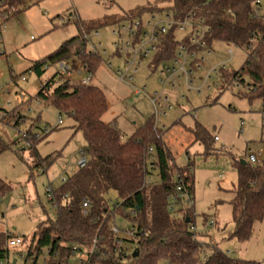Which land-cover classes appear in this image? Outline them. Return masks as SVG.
I'll return each instance as SVG.
<instances>
[{
    "label": "rangeland",
    "instance_id": "1",
    "mask_svg": "<svg viewBox=\"0 0 264 264\" xmlns=\"http://www.w3.org/2000/svg\"><path fill=\"white\" fill-rule=\"evenodd\" d=\"M149 5L170 7L167 0H6L3 5L0 0V135L9 144L0 154V177L11 186L10 193L0 200V231L26 241L9 249L8 258L1 264H7L8 260L9 264L15 261L25 264L24 255L39 224L54 220L57 215L58 208L50 201L47 188L57 189L64 177L79 170L76 153L86 146L74 117L59 110L52 101L37 96L42 82L55 74L57 66L48 62L49 68L40 76L31 69L32 65L47 59L65 40L79 34L77 20L66 23L62 19L73 8L78 10L83 22H105L98 29L110 55L103 54L102 58L119 64V59L111 56L115 39L112 27L116 20ZM4 14H8V19H4ZM213 48L206 67L229 59L227 68L241 69L246 59L244 50L221 41L214 42ZM229 49L234 52L232 57ZM148 63L145 60L134 84L138 88L146 85L148 93L153 94L162 85L158 72H152ZM202 73L193 84L200 91L182 87L171 92L173 107L157 124L163 129V141L175 163L185 165L189 158L194 162V204L188 208L199 240H213L233 257L264 264V219L255 224L249 240L229 237L234 229L230 200L238 179L237 164L243 159L249 161L251 153L264 158V104L262 100L250 101L243 96L242 85L233 89L222 87L219 77L209 82V88L204 87L199 79ZM244 77L246 82L250 80L249 75ZM93 84L101 87L108 99L103 120L115 123L123 139L131 137L147 120H155L150 98L135 94L104 62L95 72ZM59 116L61 125H58ZM197 124L219 140L211 139L209 148L196 141L189 128ZM45 126L49 127L48 133L41 140L36 138L34 133ZM25 133H30L36 151L27 147ZM38 159L43 163L34 167ZM108 200L113 207L118 201L117 194L110 191ZM211 221H214L212 225ZM114 222L122 230L119 237L124 239V247L129 248L131 244L124 231L131 228V222L119 213ZM78 256L71 258L69 264H77ZM42 261L41 256L39 262Z\"/></svg>",
    "mask_w": 264,
    "mask_h": 264
},
{
    "label": "trees",
    "instance_id": "2",
    "mask_svg": "<svg viewBox=\"0 0 264 264\" xmlns=\"http://www.w3.org/2000/svg\"><path fill=\"white\" fill-rule=\"evenodd\" d=\"M5 1L2 0V5ZM167 1L170 7L149 5L116 21L147 11H172L178 19L196 11L210 27V45L221 41L246 52L241 69L222 72V87L233 89L229 86L239 78L245 89L243 96L250 101L262 100L264 104V11L256 13L257 8L263 9L264 3L257 4L256 0ZM77 23L79 34L65 40L47 59L36 61L32 70L41 76L48 62L77 57L88 63L93 72L97 71L102 59L86 52L82 29L100 28L105 22L78 19ZM164 45L153 59V68L174 55L177 43L171 37ZM245 75L250 77L248 82ZM37 96L52 101L59 110L74 117L77 129L83 132L89 161L86 167L79 168L54 189V199L50 201L57 206V215L54 220L39 224L24 255L25 264H30L32 257L31 264H69L73 247L86 251L91 264H260L231 256L213 240L198 239L193 215L188 206L184 207L181 192L177 190L178 183H182L194 194V162L189 158L185 165L175 163L163 141V130L156 128L152 119L131 137L123 139L115 123L103 120L109 103L101 87L70 82L55 84L52 75L42 82ZM189 132L207 148L211 139L215 140L201 124L189 128ZM150 147L155 148L151 159ZM8 148L9 144L0 135V154ZM30 148L35 150V145L31 144ZM243 160L246 164L242 160L237 164L238 179L230 200L234 229L229 237L239 241L249 240L255 224L264 219V158L257 163ZM42 163L38 159L34 167ZM150 164H155V168H149ZM176 173L181 182L175 179ZM151 174H157V179L147 183ZM10 191V184L0 177V200ZM110 191L118 198L113 207L108 200ZM170 196L178 197L182 205L175 212L170 209ZM84 201L89 203L86 213ZM118 213L131 222L134 230V237L126 238L131 244L129 248H116L113 227ZM12 236L0 231V259L9 253L7 245ZM23 242L26 241L23 239ZM41 256L43 261L39 262Z\"/></svg>",
    "mask_w": 264,
    "mask_h": 264
},
{
    "label": "built area",
    "instance_id": "3",
    "mask_svg": "<svg viewBox=\"0 0 264 264\" xmlns=\"http://www.w3.org/2000/svg\"><path fill=\"white\" fill-rule=\"evenodd\" d=\"M202 1L209 2L210 0ZM256 3L263 4L264 0H256ZM262 11H264L262 7L256 9V13H261ZM3 17L5 20L8 19V14H4ZM62 19L64 22L68 23L80 19V15L78 10L73 8L70 10L69 14L62 17ZM111 31L115 36L112 42L113 52L111 56L117 57L119 59V64H115L110 60H103V54H108L109 52L100 40L101 32L98 28L92 30L82 29L86 52L93 56L100 57L102 59L101 63L104 62L120 82L132 87L135 94H145L150 98L154 111V126L156 128H159L157 124L159 118L173 107L171 101V94L173 93L171 92L182 89V87H185L188 91L194 89L200 91V88H195L193 86L200 72H203L199 79L202 81L204 87L207 86L209 88V82H211L214 77H219L221 84H223L221 74L223 71L229 70V68H227L229 59L215 65L209 64L206 67L208 56L214 52L213 44L210 45L208 40L210 27L205 23L204 17L197 15L194 10L188 12L180 19H178L172 11H147L140 16L127 17L117 22L112 27ZM169 37L177 43L174 55L162 61L156 68H153V59L155 55L163 50L165 40ZM228 53L230 57L234 54L232 49H229ZM145 60L149 61L148 68L152 72H158L160 76L159 82L162 88L160 90H155L153 94L148 93L146 85L138 88L134 84L136 75L139 73ZM54 64L57 66V70L55 74H53L55 76V84L70 82L82 86L94 85L93 80L95 78V72L92 71L88 63L82 62L79 58L62 59ZM45 68H49V64L45 65ZM25 79L26 77L24 76L23 80ZM239 85L240 80L236 78L229 87H239ZM181 96L185 97L184 94H181ZM62 123V117L59 116L58 125ZM48 131L49 127L45 126L41 131L35 132L34 135L36 138L42 139ZM23 138L26 140L27 147H30V133L23 134ZM215 140L218 141L219 137L216 136ZM154 154L155 148L150 147L148 150L149 158H153ZM88 161L89 155L86 153L85 149L76 153V164L79 168L86 167ZM249 161L257 163L260 159L256 154L251 153L249 155ZM149 168L154 169L155 164H150ZM39 169L42 170L41 167ZM175 179L181 182L180 175L177 173L175 174ZM66 180L67 178L64 177L63 182ZM154 180L155 176L153 174L147 177V183H152ZM47 189L49 199L53 200L54 189L51 186ZM177 190L181 192L180 196L183 198L184 204L188 207L193 206V195L188 192L187 188L182 183H178ZM170 200V209L172 211L175 212L182 206L178 202V197L170 196ZM88 208L89 203L84 201V213L87 212ZM213 223L214 221H211V225ZM113 231L117 236L116 248H123L124 239L119 237L122 230L115 225ZM124 233L125 238L134 237V230L131 228L124 231ZM23 244L24 242L21 237L12 236L7 246L11 249ZM72 251L73 254L71 258L77 257L78 252H80L77 264H91L86 251H81L77 247H73ZM7 258L8 254L6 257L0 259V264ZM32 259L33 257L30 259V264ZM206 259L207 256L204 257V260ZM7 264H9V260Z\"/></svg>",
    "mask_w": 264,
    "mask_h": 264
},
{
    "label": "water",
    "instance_id": "4",
    "mask_svg": "<svg viewBox=\"0 0 264 264\" xmlns=\"http://www.w3.org/2000/svg\"><path fill=\"white\" fill-rule=\"evenodd\" d=\"M242 163H243V164H246V161H245V160H242ZM187 220L189 221V218H188ZM137 254H138V251L135 252V255H137ZM15 263H16V261L14 262V264H15Z\"/></svg>",
    "mask_w": 264,
    "mask_h": 264
},
{
    "label": "crops",
    "instance_id": "5",
    "mask_svg": "<svg viewBox=\"0 0 264 264\" xmlns=\"http://www.w3.org/2000/svg\"><path fill=\"white\" fill-rule=\"evenodd\" d=\"M112 74H114L112 71H111Z\"/></svg>",
    "mask_w": 264,
    "mask_h": 264
}]
</instances>
